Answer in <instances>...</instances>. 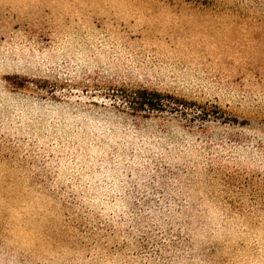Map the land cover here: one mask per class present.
Returning a JSON list of instances; mask_svg holds the SVG:
<instances>
[{
  "label": "rangeland",
  "instance_id": "1",
  "mask_svg": "<svg viewBox=\"0 0 264 264\" xmlns=\"http://www.w3.org/2000/svg\"><path fill=\"white\" fill-rule=\"evenodd\" d=\"M0 264H264V0H0Z\"/></svg>",
  "mask_w": 264,
  "mask_h": 264
},
{
  "label": "trees",
  "instance_id": "2",
  "mask_svg": "<svg viewBox=\"0 0 264 264\" xmlns=\"http://www.w3.org/2000/svg\"><path fill=\"white\" fill-rule=\"evenodd\" d=\"M142 94L149 95L148 97H145L143 100H141L139 103L142 105H145L148 108L156 109L157 102L160 101L161 95L159 93H151L147 94L146 91H143Z\"/></svg>",
  "mask_w": 264,
  "mask_h": 264
}]
</instances>
